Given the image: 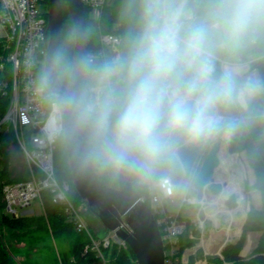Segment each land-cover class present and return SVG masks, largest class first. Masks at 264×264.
<instances>
[{"label":"clouds","instance_id":"1","mask_svg":"<svg viewBox=\"0 0 264 264\" xmlns=\"http://www.w3.org/2000/svg\"><path fill=\"white\" fill-rule=\"evenodd\" d=\"M121 49L58 51L37 95L101 170L144 179L180 153L264 130V0H124Z\"/></svg>","mask_w":264,"mask_h":264},{"label":"built area","instance_id":"2","mask_svg":"<svg viewBox=\"0 0 264 264\" xmlns=\"http://www.w3.org/2000/svg\"><path fill=\"white\" fill-rule=\"evenodd\" d=\"M46 1L48 0H0V39L7 51V56L1 58L0 71L5 69L7 63L11 65V83L4 81L0 86L2 95L9 97V108L0 120V131L7 125L13 132L32 172L29 179L3 187L6 212L15 217L22 216L23 211L30 208L33 202H38L42 208L43 193L49 191L53 195V201L63 205L65 214L74 223L76 230L87 234L89 242L84 247V253H93L95 256L91 264H111L106 252L112 246L128 248L117 231L132 234L133 230L127 223L121 222L115 231L104 239H98L82 211L70 200V185L59 181L56 176L55 153L56 145L63 137V117L62 113L44 102L35 90L36 83L44 72L45 47L48 42ZM108 1L81 0L87 19L94 25L99 23ZM99 34V48L95 51L89 49L88 55L99 60L105 58L104 47L110 49L112 54L121 49L120 36ZM141 180L147 185L150 209L160 229L165 264H175L179 260L177 249L180 237L188 232L192 235L188 229V220L193 222L194 229L202 237L207 233V220L200 221L198 212L207 211V202L212 201L214 196L207 192L208 187L203 199L199 201L196 190L190 183L181 200L179 212L174 213L168 210V205L176 202L177 184L170 177H156L154 174ZM195 206L198 207L197 212L193 210ZM186 210L188 215L183 213ZM190 238L194 239V236Z\"/></svg>","mask_w":264,"mask_h":264},{"label":"trees","instance_id":"3","mask_svg":"<svg viewBox=\"0 0 264 264\" xmlns=\"http://www.w3.org/2000/svg\"><path fill=\"white\" fill-rule=\"evenodd\" d=\"M123 4L124 0H116L112 5L106 3L97 24L100 33L118 35L122 38V43L127 28V20L122 16ZM45 7L49 10V1H46ZM63 12L64 27L60 51L63 50L66 57L73 62L74 28L64 3ZM93 26V23L87 19V28ZM89 40L90 51L97 50L99 47L93 43L90 34ZM6 52L4 42L0 39V61ZM9 80L11 82V65L7 63L5 69L0 71V86L4 81ZM8 105L9 97L3 96L0 90V120L6 113ZM15 143L13 132L0 134V264H91L95 260V256L93 253H84V247L89 242L87 234L76 230L74 223L65 214L63 205L53 201L51 192L45 191L43 193V214L40 216L20 215L15 217L6 212L3 187L7 184L23 181L12 176L10 146ZM58 143L59 146L55 153L56 176L59 181L67 182L70 185V200L86 217L88 212L84 202L75 193L72 184L63 137L59 139ZM206 149L207 146L202 150L201 156ZM227 149L230 153L244 152L246 154L248 165L255 174L254 189L259 191L262 197V208H250L247 211L242 233L237 242L228 244L222 250L221 256L207 258V264H264V130L255 129L228 140ZM96 169L100 180L105 185L117 187L119 173L101 170L98 167ZM153 174L156 177H170L176 184L183 180L180 164L175 166L162 165ZM132 184L135 191L145 199L146 204L150 207L149 193L145 182L134 176ZM189 227L191 228V225H188ZM250 231L261 232V238L254 256L245 259L240 255V251L245 236ZM51 238L55 240L56 245ZM61 242L69 245L67 251L58 248L57 243L60 244ZM21 244H26V247H20ZM194 244L186 234L180 237L177 249L179 260L175 264H196L195 256H190L187 262L182 260L185 249ZM35 247L43 250L41 255L39 254L40 258L37 255L31 258V250H34ZM106 254L110 257L111 264H137L136 257L129 247L124 249L112 246Z\"/></svg>","mask_w":264,"mask_h":264},{"label":"water","instance_id":"4","mask_svg":"<svg viewBox=\"0 0 264 264\" xmlns=\"http://www.w3.org/2000/svg\"><path fill=\"white\" fill-rule=\"evenodd\" d=\"M48 42L44 68L46 71L54 55L60 51L62 30L64 27L63 3L72 19L74 28L73 63L79 65L81 57L87 56L90 40L87 28L86 10L81 0H48ZM64 131L63 141L67 151V166L71 175L75 193L84 202L88 212L87 224L98 239H104L115 231L121 222L127 223L132 234L117 231L136 257L137 264H165L164 244L156 218L132 184L135 176L126 171L118 174L117 187L105 185L99 178L96 166L87 160V141L83 136H74L70 130L71 118L62 114ZM223 141L212 143L204 156L200 168L193 176L194 168L202 154L201 148H188L180 153V166L183 179L192 183L196 197L201 201L210 187L213 196L222 193L225 184L219 182L221 170L220 150ZM227 209L238 207L235 196H229L223 203ZM194 212L198 207L193 208ZM199 219H206L204 211L198 212Z\"/></svg>","mask_w":264,"mask_h":264},{"label":"crops","instance_id":"5","mask_svg":"<svg viewBox=\"0 0 264 264\" xmlns=\"http://www.w3.org/2000/svg\"><path fill=\"white\" fill-rule=\"evenodd\" d=\"M233 155H236L238 159L240 160V171L242 172L245 187L247 188V209L246 213L243 215V219L240 229H237V225L235 226V223L232 222L229 223V226H226L224 224H219V226H216L213 221L208 220L207 221V233L206 236L200 239V236L197 234L198 232L194 229L193 222L188 220V225H191V228L188 229L191 230L192 235L189 234V232L186 234L189 240H191V236H194L193 240L197 239L199 240L195 246L188 247L184 251V255L187 257H183V261L187 262L190 256L196 257V264H203L204 262H207V258L211 256H221L222 250L230 243H235L240 238L242 233V227L245 222L247 211L250 208L260 209L262 208V197L259 191L254 189V182H255V174L254 171L249 167L246 154L244 152L241 153H233ZM231 155L232 157H234ZM234 160V159H233ZM221 171V170H220ZM220 182V180H219ZM223 184V183H221ZM210 192V188L207 191ZM43 211V210H42ZM23 213L31 214V211L25 210ZM185 215L189 214L188 210L186 212H183ZM223 214L220 215V218ZM33 216V215H31ZM198 235V237H197ZM197 238V239H196ZM261 238V232L258 231H250L246 234L244 243L242 245L240 255L245 258H251L255 254V249L258 246V243ZM185 258V259H184Z\"/></svg>","mask_w":264,"mask_h":264},{"label":"rangeland","instance_id":"6","mask_svg":"<svg viewBox=\"0 0 264 264\" xmlns=\"http://www.w3.org/2000/svg\"><path fill=\"white\" fill-rule=\"evenodd\" d=\"M115 1L116 0H109L108 3L112 5V4H114ZM88 32L91 35V40L93 41V43L96 44V45H99L100 44V34H99L97 26L94 25L93 27H89L88 28ZM1 35H2V31H0V36ZM104 53H105V57L113 55L111 50L108 49L107 47H104ZM6 56H7V52H6V54H4V57H6ZM7 82L9 84L11 83L10 80L7 81ZM8 108H9V105H8ZM7 111H8V109L6 110V112ZM11 132L12 131L9 130V127L7 125H5L4 127H2V129L0 131V134H9ZM222 141H223V147L220 150V154H219L220 158L224 159L228 164H231V165L234 164L231 171H235L236 172V175H237L236 177H237L238 183H240L241 187L243 188V195H242L243 196V201L240 202L241 197L240 196H238V197L236 196L237 197V201H238V207L236 209L231 210V211H233V214H234L235 217H237V219H243V215L246 213L247 200L248 199H247V193H246L247 192V190H246L247 188L245 187L244 178H243L242 172L240 171L241 170L240 169V162H239L240 160L238 159V157L236 155H233V153H230L228 151V149H227V141L228 140H222ZM211 145L212 144L207 146L206 151L203 153L201 158L197 161V164H196V166L194 168V171H193V176H195L197 174V172H198V170L200 168V165L202 163V160H203L204 156L207 154V152H208L209 148L211 147ZM58 146H59V143H57V145H56V152H57ZM10 147H11L10 148V154H11L12 176L15 177V178L21 179L23 181H24V179H29L31 177L32 172H31L29 166L27 165V162L25 161L24 155L22 154L21 150L19 149L17 143L11 144ZM231 155H233L234 157H232ZM55 167H56V164H55ZM233 168H235V169H233ZM181 173H182V170H181ZM222 174L223 173H221V171H220L219 175H222ZM161 177H165V176H161ZM182 178H183V175H182ZM220 183H222V182H220ZM189 184L190 183L186 182L184 179L181 180L177 184L178 190H177L176 196H175L176 202H175V204H169L168 205V210L169 211L174 212V213H178L179 212V210L181 208V200H182V198H183V196H184ZM225 189H227L226 186H225ZM217 198L218 197H215L214 199H217ZM239 203H242L244 206L243 205L241 206V204H239ZM217 205H219V204H217ZM217 205H215V207H218ZM28 209H29V211H31V214L23 213L22 216H31V215H33V216L34 215L35 216L39 215L40 216V215L43 214L42 208H41V206L39 205L38 202H33L32 206L30 208H28ZM220 215H219V224L221 223V224H224L226 226H229V223H231V218L228 215H225V214H223L221 216V218H220ZM197 234L200 236V239H202L203 237L206 236V234L203 237L199 233H197ZM198 235H197V237H198ZM52 241L56 245V243L54 242L55 240L52 239ZM190 241L196 244L199 240L197 239V241H196V240L191 239ZM47 242H48V239H47ZM38 244H40V243H38ZM42 244L43 243H41L40 245H42ZM195 244H194V246H195ZM57 245H58V248L60 250L62 249L63 251H67L68 248H69V245L67 243L65 244V243L61 242L60 244L57 243ZM21 246H23V248H24V247H26V244H21L20 247ZM41 252H43V250L41 248L38 249L37 247H35L34 250L33 249L31 250V253H32L31 258H33V256H36V255L40 258L41 257L40 256ZM183 257L186 258L187 256L184 255Z\"/></svg>","mask_w":264,"mask_h":264},{"label":"bare ground","instance_id":"7","mask_svg":"<svg viewBox=\"0 0 264 264\" xmlns=\"http://www.w3.org/2000/svg\"><path fill=\"white\" fill-rule=\"evenodd\" d=\"M220 159H221V173L223 174L219 175V180L220 182L225 184L227 189H225L224 187V189L222 190V193H220L217 196H214V198L218 197L217 199L207 202L208 210L204 211L205 216H206L205 220L208 221V219H210L211 221H213V223L216 226H218L219 225V215L225 214L231 218L232 222L235 223V226L237 225V229H240L242 219H237V217L234 216L233 211H231L230 209H227L223 203L229 196H235V197L240 196L241 197L240 202L243 201V196H242L243 188L241 187L240 183H238L236 172L231 171L234 164L233 165L228 164L224 159L222 158ZM216 203L219 205H217ZM239 204H241V206L243 205L242 203H239ZM215 205H217L218 207H215Z\"/></svg>","mask_w":264,"mask_h":264}]
</instances>
